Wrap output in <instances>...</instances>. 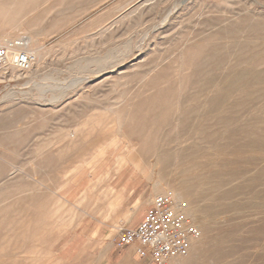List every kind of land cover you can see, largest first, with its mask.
<instances>
[{
	"label": "rangeland",
	"instance_id": "obj_1",
	"mask_svg": "<svg viewBox=\"0 0 264 264\" xmlns=\"http://www.w3.org/2000/svg\"><path fill=\"white\" fill-rule=\"evenodd\" d=\"M12 1L0 44L37 22L40 58L36 78L0 80V115L13 112L0 136H18L0 140V264H150L117 237L171 191L216 264H264V91L225 96L231 76L264 73V0H31L18 12ZM33 82L54 102H7ZM209 206L225 209L201 215Z\"/></svg>",
	"mask_w": 264,
	"mask_h": 264
},
{
	"label": "bare ground",
	"instance_id": "obj_2",
	"mask_svg": "<svg viewBox=\"0 0 264 264\" xmlns=\"http://www.w3.org/2000/svg\"><path fill=\"white\" fill-rule=\"evenodd\" d=\"M4 0H0V4L3 3ZM31 0H21L19 2H17L16 0L13 2H11L10 4L11 5H8V6H11V11L13 12H18L20 10H22V5L23 4H27V3H30ZM18 4V5H17ZM176 8V7H175ZM9 13H7V11H5V9L0 6V16H1V19L3 21H5V23H8V22H12L15 18V16L13 15H8ZM27 29H28V35H26L25 37H21V38H18V39H15L13 41H11L10 43H4L3 45L0 44V46H8V44H15L17 45L18 47L21 46V45H26L28 47V51H30L33 55L37 56V59L40 58V54L37 52L36 49L33 48V46L35 44H38L40 42V37H39V34H38V29H39V23L37 22H32V23H28L27 25ZM228 27V26H227ZM258 28V27H257ZM160 29V28H159ZM260 35V34H259ZM247 43V42H246ZM258 51V50H256ZM124 54V53H123ZM261 54V53H260ZM143 56V55H141ZM264 57V56H263ZM138 59V58H137ZM257 63V62H256ZM259 65V64H258ZM106 68V67H105ZM229 68V67H228ZM115 70V69H114ZM232 70V69H231ZM247 70V69H246ZM114 72V71H113ZM39 65H37V62L35 64H33L29 70L27 71H24V72H21V71H18L17 69H15L12 65V59L10 58L8 60V62L0 69V80H4L6 78H11V79H15V80H26V79H34L36 78L39 74ZM41 73V72H40ZM239 73V71H238ZM248 73V72H247ZM99 74V73H98ZM111 74V73H110ZM115 75H118V74H115ZM256 78H259V80H263L264 79V73H261V74H254V73H248L246 75H235V76H231L230 79L227 81V84H226V98L229 97L231 94H235L237 95V97L241 100H246V101H250V100H254L256 98H258L264 90L262 89H255V88H252L249 87L253 81H255ZM200 80V79H199ZM244 81V82H243ZM262 82V81H261ZM259 83V82H258ZM32 84V82L30 83ZM29 84V85H30ZM40 84V83H39ZM39 84H34L33 82V86H31V88H29V90H26V91H18L16 93H12L10 92L9 90V94L7 93V95H3L6 97V100L7 102H18V101H33L35 98H37L38 100H41L43 102H48V103H53L54 100L53 99H56V96H52V97H48L46 95L47 93V89L44 85V83L42 85H39ZM200 84V83H199ZM211 84V83H210ZM63 85V84H62ZM207 85V83L205 84ZM218 85V84H217ZM25 86V85H24ZM22 86V87H24ZM18 87V86H17ZM20 87V86H19ZM52 87V86H51ZM55 86H53V89H54ZM83 87V86H82ZM203 87V86H202ZM27 88V87H26ZM45 88L47 90H45ZM49 88V86H48ZM59 88V87H58ZM63 88V86H62ZM66 88H69V87H66ZM64 88V89H66ZM201 88V87H200ZM25 89V87H24ZM61 89V88H60ZM17 90V89H16ZM55 90V89H54ZM56 94L58 92V90H55ZM41 94V96H37L36 94ZM52 93H53V90H52ZM63 93V92H62ZM51 94V93H50ZM61 94V93H60ZM219 94V93H218ZM53 95V94H52ZM2 96V97H3ZM20 96V97H19ZM62 97V95H61ZM236 97V96H235ZM236 97V98H237ZM4 98V97H3ZM60 98V97H59ZM197 98V97H196ZM225 98V97H224ZM225 98V99H226ZM195 99V98H194ZM225 101V100H224ZM35 102V101H34ZM252 102V101H251ZM47 103V104H48ZM220 104V102L217 103V105ZM21 105V104H19ZM18 105V106H19ZM25 105V104H23ZM41 105V103H40ZM45 105V104H44ZM206 105V104H205ZM252 105V104H250ZM29 106V105H28ZM204 106V105H203ZM51 107V106H50ZM15 108V107H14ZM238 108V104H230L227 109L230 110L231 112L235 111L236 109ZM264 108V107H263ZM241 110V109H240ZM222 112V111H221ZM226 112V111H225ZM13 112L11 110H7V112L5 111V113H2L0 115V122L2 121H5L6 119H8L10 117V115L12 114ZM20 114V113H19ZM194 114V113H193ZM231 116V115H230ZM209 117V116H208ZM228 117V116H227ZM230 118V117H229ZM10 119V118H9ZM233 119V118H232ZM21 120V118H20ZM194 120V119H193ZM251 120V119H250ZM23 121V120H22ZM226 123V122H225ZM241 124V123H240ZM2 125V124H1ZM244 125V124H243ZM246 125V124H245ZM263 125V124H261ZM17 126V125H16ZM249 126V125H248ZM260 126V125H259ZM10 127V126H9ZM19 127V126H18ZM248 129V128H247ZM0 130H2V128H0ZM231 130V129H230ZM12 131V130H11ZM240 131V130H239ZM245 132V131H244ZM69 133V132H68ZM67 133V134H68ZM2 134V133H1ZM7 134V133H6ZM217 134V133H216ZM228 134V133H227ZM259 134V133H258ZM20 135V134H19ZM75 135V134H74ZM73 134H68V137L71 138L72 140H75V136ZM249 135V138H250V143H246L247 145H250V146H256L260 143H255L256 142V138L254 137H250V134ZM21 136V135H20ZM23 136V135H22ZM62 136V134H61ZM67 136V135H66ZM18 136H5V135H1L0 136V140L2 139L3 140H10L12 141L14 138ZM26 137V136H25ZM230 137H233V136H230ZM248 138V137H247ZM252 139V140H251ZM77 141V138L76 140ZM74 141V142H75ZM73 142V141H72ZM1 143V142H0ZM64 143V142H63ZM76 143V142H75ZM129 159L131 160V162L133 163L134 167L135 168H139V157L138 159L134 156L135 153L139 154V150L136 149V147L134 145H131L130 147V151H129ZM60 153V152H59ZM62 154V153H60ZM177 154V153H176ZM62 155L59 156V158L61 157ZM180 156L182 158L183 161H189V159L193 158L194 156V148L191 147V148H187L183 151H181L180 153ZM58 158V160H59ZM158 159L159 160H164V161H167L169 160V157L168 155H166V152H163V153H160V155L158 156ZM132 167V166H131ZM164 169H170L169 167H165ZM140 171H142L144 173V170L143 168L141 169L140 168ZM261 175L263 176L264 174V169L261 170ZM14 174V171H11L10 172V175L12 176ZM143 175V174H142ZM181 188H180V191L181 192L180 194H182L185 198L187 197H190L192 194H196L194 193L195 192V187H192L191 185H188L187 183H181ZM217 185V182L215 183H210L207 185V188H205V190H202L201 188L199 189L200 192H210L214 189V187ZM174 191H171L169 192V194L173 197V202H174V209L176 205H180V202L178 197L175 196V193H173ZM232 193V192H231ZM223 197V196H222ZM183 207V206H181ZM226 208H230L232 210H234L233 208H235V205H226ZM222 209H225V206L224 207H204V208H201L200 209V213L201 215L203 216H210V217H214L216 216L219 212H221ZM187 212V210H186ZM185 215L190 218V215L188 213H185ZM135 216V213L134 215L132 216V218ZM193 226L196 228V230H199L201 231V227L196 224L194 225L193 223ZM211 248V242L209 239H203L202 241H198V242H193V239L190 240L189 242V255L186 259H183V260H179L180 258H177V259H174L172 260L171 264H216V262L222 258L220 257L219 254H216L217 252L216 251H211L210 250ZM224 256V255H222Z\"/></svg>",
	"mask_w": 264,
	"mask_h": 264
},
{
	"label": "built area",
	"instance_id": "obj_3",
	"mask_svg": "<svg viewBox=\"0 0 264 264\" xmlns=\"http://www.w3.org/2000/svg\"><path fill=\"white\" fill-rule=\"evenodd\" d=\"M12 59V65L24 72L35 64L36 59L24 44L0 46V69ZM197 235L182 209H174L169 193L156 196L143 219L134 228L122 229L116 245L120 249L134 248V254L150 264H162L170 259L186 257L191 239Z\"/></svg>",
	"mask_w": 264,
	"mask_h": 264
},
{
	"label": "crops",
	"instance_id": "obj_4",
	"mask_svg": "<svg viewBox=\"0 0 264 264\" xmlns=\"http://www.w3.org/2000/svg\"><path fill=\"white\" fill-rule=\"evenodd\" d=\"M148 208L147 209H143L138 215L136 213V215L132 218V221H131V224H130L129 228H134V227H136L139 224V222L143 219V217H144L146 211L148 210ZM126 254H127V252H126ZM126 254L124 256H126Z\"/></svg>",
	"mask_w": 264,
	"mask_h": 264
}]
</instances>
